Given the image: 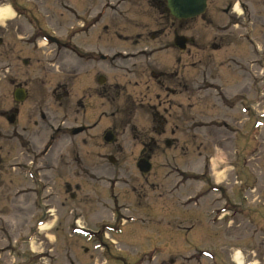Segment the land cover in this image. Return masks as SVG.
<instances>
[{"label": "rangeland", "instance_id": "1", "mask_svg": "<svg viewBox=\"0 0 264 264\" xmlns=\"http://www.w3.org/2000/svg\"><path fill=\"white\" fill-rule=\"evenodd\" d=\"M164 1L0 0V264H264V0Z\"/></svg>", "mask_w": 264, "mask_h": 264}, {"label": "flooded vegetation", "instance_id": "2", "mask_svg": "<svg viewBox=\"0 0 264 264\" xmlns=\"http://www.w3.org/2000/svg\"><path fill=\"white\" fill-rule=\"evenodd\" d=\"M206 7H207V0H206ZM235 7H237L236 5H234L233 4V2L231 1L229 4H228V6H227V9L225 10V12L226 13H231V14H233L234 15V13H235V10H236V8ZM106 8H109L108 6H105V5H103L102 7H101V10L99 11V13H101V15H103L104 13H105V9ZM164 10H165V12H166V14L167 15H170L171 16V14H170V11H169V9H168V7H167V3H166V0L164 1ZM205 10H206V8H205ZM204 10V11H205ZM204 13V12H203ZM202 13V14H203ZM100 15V16H101ZM201 15V14H200ZM200 15H197V16H200ZM197 16H195V17H197ZM172 17V16H171ZM95 18V17H94ZM173 18V17H172ZM192 18H194V17H192ZM175 19V18H174ZM189 19H191V18H189ZM98 20V18L95 20V21H97ZM176 20H185L184 18H180V19H176ZM93 24H95V23H92V25ZM29 27L31 28V29H33V32H32V34L33 35H36V37L34 38V43H33V45H36V42L39 40V39H44V40H46V42L48 43V42H51V43H55V44H57L58 43V41L55 39V38H53V36H50L49 35V33L46 31V30H44L42 27H37V28H35V27H33V24L31 25V23L29 24ZM87 30H88V28H86ZM35 30V31H34ZM81 31H83V29H81ZM178 36V35H177ZM177 36H175V38L177 37ZM181 36H184V35H181ZM174 38V39H175ZM174 39H173V41H174ZM0 43H1V40H0ZM187 43L189 44V40L187 41ZM179 49V48H178ZM181 52L182 51H184L183 49H179ZM87 53V55H89L88 53L89 52H86ZM115 54H117V53H115ZM114 54V55H115ZM120 54H123V53H120ZM130 55H134V54H132V53H129ZM112 56L111 58H115V57H118V55H115V56ZM100 59H104L105 57H104V55H101L100 57H99ZM85 59V58H84ZM28 61L27 60H23V63L24 64H26ZM85 62L88 64V63H90V64H92V65H95L97 62H98V60L97 59H90V58H88V59H85ZM99 78H103V81H105V78L104 77H98V79L97 80H99ZM23 90V93L25 94V97H24V99L27 97V92H26V87L22 84H17V85H15V86H13V92H12V97H13V100H15V96H14V93H15V90ZM23 99V100H24ZM22 100V101H23ZM22 101H20V102H22ZM15 102H17L16 100H15ZM19 102V103H20ZM14 114V119H13V122L12 123H14L15 122V120H16V118L17 117H19V114H20V110H19V108L18 107H16V106H11L9 109H6V110H4V111H2L1 113H0V116L1 117H3V118H5V120L7 121V122H9V120L8 119H10V117L12 116ZM42 118H44V115L42 116ZM10 123V122H9ZM11 123V124H12ZM76 129H79L77 132H75V130ZM109 131H111L112 132V134L114 135V140L116 139V135H115V133H114V131L113 130H111V129H108ZM108 130H106V131H108ZM84 131V129H82L81 127H76V128H73L72 130H70V133L72 134V135H77V134H81L82 132ZM106 131H105V133H104V135H103V139L105 140V134H106ZM113 140V141H114ZM106 141V140H105ZM108 143H111V142H108ZM168 143V141L166 140V144ZM140 158H147V159H149L150 160V157H149V155H143V156H141Z\"/></svg>", "mask_w": 264, "mask_h": 264}, {"label": "water", "instance_id": "3", "mask_svg": "<svg viewBox=\"0 0 264 264\" xmlns=\"http://www.w3.org/2000/svg\"><path fill=\"white\" fill-rule=\"evenodd\" d=\"M167 1V7L170 11V14L175 18H191L196 15L201 14L205 7H206V0H166ZM187 38L184 36H177L174 39L175 45L178 46L179 49H185L186 47ZM103 78L100 79L99 82H102ZM15 100L16 101H22L25 97V94L23 93V90H15L14 93ZM14 114L10 117L9 122H13ZM79 129H76L75 132H77ZM105 140L107 142H112L114 140V135L111 133V131H106L105 134ZM110 162H114L113 157H109ZM137 167L139 171L143 174L147 173L150 170V163L142 159L137 163Z\"/></svg>", "mask_w": 264, "mask_h": 264}, {"label": "bare ground", "instance_id": "4", "mask_svg": "<svg viewBox=\"0 0 264 264\" xmlns=\"http://www.w3.org/2000/svg\"><path fill=\"white\" fill-rule=\"evenodd\" d=\"M237 9V7H235ZM8 14V8H0V18H4L6 15ZM132 54H136V53H132ZM115 55H118L119 58H126L128 55L127 53L124 54H120L117 53ZM114 55V56H115ZM241 255L239 253H237L236 255H234V259L240 264L241 263Z\"/></svg>", "mask_w": 264, "mask_h": 264}]
</instances>
